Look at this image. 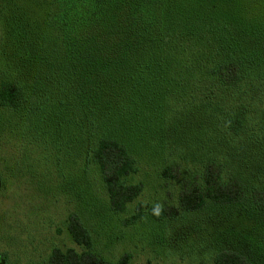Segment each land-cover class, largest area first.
Wrapping results in <instances>:
<instances>
[{"label": "trees", "instance_id": "obj_1", "mask_svg": "<svg viewBox=\"0 0 264 264\" xmlns=\"http://www.w3.org/2000/svg\"><path fill=\"white\" fill-rule=\"evenodd\" d=\"M49 1L48 51L19 20L12 34L18 51L3 54L0 119L29 123L25 106L70 109V122L54 115L44 121L36 109L37 126L51 129L25 128L22 138L51 141L52 152L54 144L81 138V122L91 120L86 127L98 136L91 160L117 214L142 193L141 184L127 183L138 159L102 128L112 113L143 114L149 128L161 127L143 141L152 149L160 142L168 162L161 177L176 186L177 206L137 204L125 224L152 221L163 234L182 224L185 239L211 224L213 264H264V104L257 121L239 90L264 69V0ZM65 126L79 129L69 142ZM3 134L13 152L19 130ZM66 230L80 252L53 248L48 264H128L127 255L111 262L95 254L76 215Z\"/></svg>", "mask_w": 264, "mask_h": 264}, {"label": "rangeland", "instance_id": "obj_2", "mask_svg": "<svg viewBox=\"0 0 264 264\" xmlns=\"http://www.w3.org/2000/svg\"><path fill=\"white\" fill-rule=\"evenodd\" d=\"M50 6L49 0H0V83L5 79L3 54L11 56L18 51L12 44V34L20 31L19 20L28 27L32 39L42 41L43 50L48 51ZM256 75L239 89L241 97L247 99L251 107L252 117L264 104V69ZM36 109L44 121L49 122L53 115L72 121L70 109H58L52 114L55 109L47 105L25 106L29 123L19 125L18 121L0 119V254L7 256L0 264H48L53 248H72L80 252L66 230L71 214L76 215L90 231L93 251L105 260L116 262L127 255L128 264H213L208 239L210 231L213 232L211 224L206 226L207 230L202 226L203 231L195 234L198 237L192 234L185 239L184 234L189 232L181 227L182 224L179 227L169 224L163 234L160 226L152 221L142 220L132 225L124 222L133 214L137 204L177 206L176 186L161 177L168 162L161 154L160 142L154 143L157 148L152 149L146 145V140L143 141L160 135V126L149 128V121L143 114L112 113L105 121L102 133L138 159V172L129 177L127 183L142 185L139 198L128 205L125 212L116 214L106 204L101 175L91 160V144L98 137L97 131L86 127L92 126V121L81 122V138L70 144H54L52 152L46 146L51 145V141L31 145L30 138L25 140L26 134L22 138L25 128L26 131L37 128L40 134L51 129L37 126L32 116ZM13 126L19 134L15 135L13 152H9L4 147L9 146V137L3 133ZM73 129L79 132L76 126L63 128L67 142L71 140ZM88 135L90 137L86 138ZM216 224L221 229L226 227L225 224ZM234 227L239 229L240 225L234 223Z\"/></svg>", "mask_w": 264, "mask_h": 264}, {"label": "water", "instance_id": "obj_3", "mask_svg": "<svg viewBox=\"0 0 264 264\" xmlns=\"http://www.w3.org/2000/svg\"><path fill=\"white\" fill-rule=\"evenodd\" d=\"M0 186H1V183H0Z\"/></svg>", "mask_w": 264, "mask_h": 264}]
</instances>
